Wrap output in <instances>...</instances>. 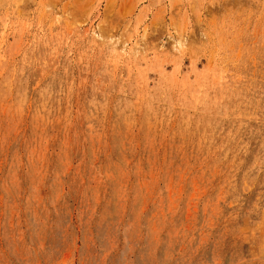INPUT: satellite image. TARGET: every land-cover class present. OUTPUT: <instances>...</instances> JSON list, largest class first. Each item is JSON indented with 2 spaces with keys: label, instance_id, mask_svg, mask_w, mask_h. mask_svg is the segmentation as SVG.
Listing matches in <instances>:
<instances>
[{
  "label": "rangeland",
  "instance_id": "obj_1",
  "mask_svg": "<svg viewBox=\"0 0 264 264\" xmlns=\"http://www.w3.org/2000/svg\"><path fill=\"white\" fill-rule=\"evenodd\" d=\"M0 264H264V0H0Z\"/></svg>",
  "mask_w": 264,
  "mask_h": 264
}]
</instances>
